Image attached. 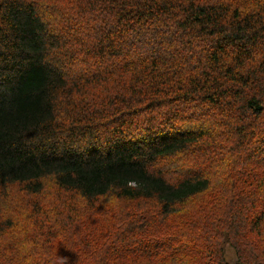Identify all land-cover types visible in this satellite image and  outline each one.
Segmentation results:
<instances>
[{
    "label": "trees",
    "instance_id": "16d2710c",
    "mask_svg": "<svg viewBox=\"0 0 264 264\" xmlns=\"http://www.w3.org/2000/svg\"><path fill=\"white\" fill-rule=\"evenodd\" d=\"M10 186L0 264H264V0H0Z\"/></svg>",
    "mask_w": 264,
    "mask_h": 264
},
{
    "label": "rangeland",
    "instance_id": "374dc122",
    "mask_svg": "<svg viewBox=\"0 0 264 264\" xmlns=\"http://www.w3.org/2000/svg\"><path fill=\"white\" fill-rule=\"evenodd\" d=\"M186 162L188 163V159H186ZM175 166L176 167L179 166V161H175ZM241 173L243 172L237 171L235 173L236 175L235 178H237ZM41 183H42L41 195H35L33 197V201L36 200V202H40L42 206L48 208L49 210L47 214L48 217H52L54 214L51 211L52 205H55L57 209H62L64 212L66 211L69 212V210L72 208L75 202L73 201V199L75 198L73 194L69 195V194H64L63 192H57L56 187H54L51 179H43ZM227 188H229V184H227ZM238 188L239 187L236 184L235 191H237ZM22 189H23L22 186H10L0 193V214L1 215H4L5 217H12L14 219H16L15 217H18L16 215L17 212L21 215V210L24 206V202L28 199V196L25 195L24 192H22L23 191ZM209 199L210 198L204 196L198 201H196L195 203L199 207L203 208V206H205L208 203ZM10 201L12 202L14 206H11ZM77 204L80 205L78 201H77ZM223 204L225 205L226 202H224ZM122 206L123 204L121 202H117V200H115L112 197H107V199H100L99 202L95 203V207L99 208L100 212L104 214L105 216H107L113 210L121 209ZM185 209H186L185 213L193 210L192 205H190L189 207H185ZM104 220L105 219H102V221ZM221 248H222V257H223L225 264H236V261H237L236 251L231 246H229L227 243L221 244ZM37 253H40V250H37Z\"/></svg>",
    "mask_w": 264,
    "mask_h": 264
}]
</instances>
